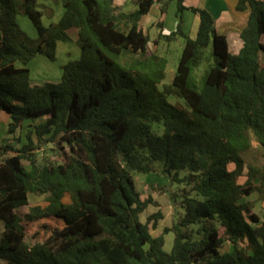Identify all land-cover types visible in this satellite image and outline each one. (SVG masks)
<instances>
[{"label":"trees","instance_id":"1","mask_svg":"<svg viewBox=\"0 0 264 264\" xmlns=\"http://www.w3.org/2000/svg\"><path fill=\"white\" fill-rule=\"evenodd\" d=\"M56 1L62 14L44 25L36 0H0V110L9 117L0 144V264H264V219L247 199H264V161L243 158L251 139L264 153V0H237L236 10L249 13L236 54L203 8H190L199 18L194 39L180 24L159 34L183 39L168 84L169 60L149 50L140 25L155 0H134L128 12L114 0ZM19 14L36 37L17 24ZM59 41H74L79 58L58 82L32 85L29 62L53 60ZM155 163L182 186L171 194L180 216L156 236L149 223L161 212L141 221L156 202L141 198L132 178ZM29 195L44 198L20 215ZM29 224L39 230L27 243Z\"/></svg>","mask_w":264,"mask_h":264},{"label":"rangeland","instance_id":"2","mask_svg":"<svg viewBox=\"0 0 264 264\" xmlns=\"http://www.w3.org/2000/svg\"><path fill=\"white\" fill-rule=\"evenodd\" d=\"M37 1V8L43 11L42 15V22L44 25H49L51 23L57 22L59 17L62 13V6L56 0H36ZM131 5L130 2L126 4V6L122 9L124 12H128L130 9L128 8ZM16 22L20 26V28L29 36V37H36V32L31 24L30 20L25 15H17ZM60 43L57 45L55 50V57L53 60H50L44 54L37 55L34 59H32L29 64L28 68H30V81L31 84H42L44 82H58L61 78L62 67L65 65L66 62L69 60H76L79 58L80 49L78 45L74 42L70 41H59ZM178 45V43H177ZM177 45L174 43L172 46L169 47H161L162 54H168L169 56V64L165 74V78L163 82L166 84L171 82L175 66L177 64L178 57L180 55V49L177 53ZM174 48H176L174 50ZM171 53V55L169 54ZM167 100L172 104H179L184 106L183 100L173 95H168ZM25 123L23 127V134L26 130ZM252 138V137H251ZM21 139V140H22ZM10 142V141H8ZM13 144V142H10ZM251 148L243 154V158L246 162L260 165L264 161V153L262 150L259 149L257 143L251 139ZM50 146V145H48ZM40 156L46 155L47 153V146L42 147L39 150ZM53 157L52 155H50ZM158 163H155L154 167L156 168L155 171L149 174H142V173H134L132 175L133 182L135 185L136 190L140 193L141 198L152 197V199L156 202V205H149L143 213L140 215L141 221H145L147 216L153 214L156 211L161 212V217L157 220L156 226L152 227V222L149 223V229L152 235L156 236L161 233L164 227H170L172 221L175 220L181 214V209L179 205L174 204L171 199V194L178 193L180 194L182 186H179L177 183L172 182L170 183L169 177H166L162 172L161 168L158 166ZM184 171L180 174L182 175ZM244 178H240V181L243 182ZM44 196H35L29 195V204L27 206H23L18 209L20 215H23L28 211V206L34 205L36 203H41L43 201ZM257 194L253 193L247 199L253 201L254 211L264 219V199ZM26 228V242L29 243L32 240L33 233L39 230L38 225L29 224L25 226ZM3 234V224L0 221V239ZM173 241V234L168 233L165 235V250L169 251ZM229 245L225 242L223 244L222 250L226 251L229 249Z\"/></svg>","mask_w":264,"mask_h":264},{"label":"crops","instance_id":"3","mask_svg":"<svg viewBox=\"0 0 264 264\" xmlns=\"http://www.w3.org/2000/svg\"><path fill=\"white\" fill-rule=\"evenodd\" d=\"M165 1L167 0H155L148 14L143 16L140 21L141 27L150 36V51L156 52L161 47H167L168 50L174 43H176V45L178 43L177 53L179 49L181 51L183 39L179 38L171 42H166L158 38L159 34L168 35L176 31L178 24L181 25V30L187 37L191 39L196 37L199 18L192 12L190 9L191 7L206 9L212 15L215 30L218 34L226 37L228 50L231 54H236L241 49L243 43L240 38V31L246 25L249 11L236 10L237 0H184L183 5L185 8L181 12L178 10L177 0H168L166 9L162 12L161 9ZM128 2L131 3L128 7L130 9L129 11H132L135 8L134 0H114L115 6L121 11ZM59 43L60 42H58L57 45ZM175 49L176 48H174V50ZM159 52H161V49L158 53ZM169 54L171 55V53ZM164 55L169 60L168 54L166 53ZM30 76L29 68V80ZM8 121L9 117L7 113L0 110V144L4 139H7L6 130ZM10 142L13 141L11 140Z\"/></svg>","mask_w":264,"mask_h":264}]
</instances>
